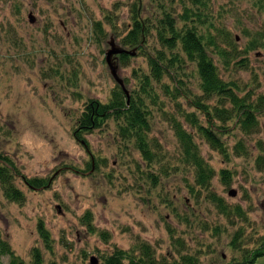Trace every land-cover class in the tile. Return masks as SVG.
Listing matches in <instances>:
<instances>
[{
  "label": "rangeland",
  "instance_id": "obj_1",
  "mask_svg": "<svg viewBox=\"0 0 264 264\" xmlns=\"http://www.w3.org/2000/svg\"><path fill=\"white\" fill-rule=\"evenodd\" d=\"M185 8L201 13L203 23H194L200 34L236 56L226 67L207 48L221 79L260 105L256 125L243 131L216 119L226 153L214 149L186 119L193 113L207 125L184 97L202 95L195 64L184 61L175 81L165 75L161 85L153 84L156 104L143 97L152 162L134 139L122 136L114 117L79 133L77 121L90 101L107 103L119 87L106 63L110 41L135 51L125 64L119 55L113 62L128 96L140 95L147 55L160 49L157 30L166 17L182 27ZM134 15L148 29L142 49L121 42ZM263 44L264 0H209L199 9L190 0H0V155L15 165L13 183L24 196L10 201L0 183V241L24 264L32 263L34 249L42 264H105L116 250L137 252L141 244L157 258L190 255L200 264H235L241 249L258 246L264 235ZM203 102L221 107L217 97ZM173 121L191 134L214 171L206 188L181 161ZM221 170L229 172L227 183ZM20 175L49 185L32 189ZM212 196L222 199L225 212ZM237 233L242 238L232 247ZM8 261L0 254V264Z\"/></svg>",
  "mask_w": 264,
  "mask_h": 264
},
{
  "label": "trees",
  "instance_id": "obj_2",
  "mask_svg": "<svg viewBox=\"0 0 264 264\" xmlns=\"http://www.w3.org/2000/svg\"><path fill=\"white\" fill-rule=\"evenodd\" d=\"M209 0H190L191 5L195 8L206 7ZM201 13L194 12L193 9L185 8L184 14L180 19L183 22L182 27L178 28L175 22L166 17L161 27L157 30V39L160 49H156L153 54H148L149 74L143 75L140 79V95H130L127 99L120 87H116L111 92L110 100L107 103L90 101L82 112L77 121V131L83 133L95 127H98L102 120L114 117L117 121H121L120 131L122 136L134 139L137 149L141 152L144 160L152 162L153 153L149 149L147 134L149 132V111L145 99L151 104L157 103V94L154 85H161L163 76L168 75L175 81V70L179 69L184 61L195 64L196 73L199 77V91L202 95L192 98L184 96L190 101V105L199 113L206 116L207 125L198 123L196 116L187 114L186 119L195 125V128L204 137L214 149H218L223 154L225 150L221 145L216 133L217 126L214 121L217 119L221 122H232V127H238L240 130L249 131L256 125L255 113L260 109L259 106H253L250 96H240V88L233 81L222 80L219 71L212 60L207 48H214L215 53L221 57L226 67L231 65L232 58H235L230 51L220 48L215 42H212L210 35L200 34L194 23H203L201 21ZM191 24V25H189ZM131 29L122 39V45L132 49H142L145 44L146 33L148 29L146 25L135 15L132 17ZM264 49V44L262 45ZM236 52V51H235ZM128 54L119 55L122 64L128 60ZM180 80H177V85ZM176 85V87H177ZM163 89L170 93L168 86L163 85ZM176 92L178 90H175ZM217 97L221 107L209 108L204 104L203 100ZM226 102L229 108L222 104ZM264 106V104H263ZM257 110V111H256ZM173 129L175 136L180 144V154L182 163L190 166L194 170L195 183L200 188H206L214 176L213 169L206 163L200 154L197 145L194 143L191 134L186 131L177 121H173ZM76 131V132H77ZM239 147H236V150ZM240 149H243L242 147ZM17 174L14 164L7 158L0 155V183L7 199L13 202H21L24 198L21 191L18 190L13 183L11 172ZM19 173V172H18ZM221 179L224 183L229 181V172L221 170ZM21 176V175H20ZM22 180L32 189L40 190L49 185L48 180L42 178H26L21 176ZM222 212L226 211V205L222 199L212 196ZM39 232L45 237V231L39 226ZM241 233H237L231 242L232 247H237L240 243ZM242 238V237H241ZM240 249V247H238ZM242 255L235 264H257L264 257V235L261 237L260 244L252 249L243 248ZM0 254L8 255L7 264H24L23 261L16 256L5 242L0 241ZM200 264L194 256L181 255L177 260H168L165 258H157L147 244H141L137 252H125L116 250L111 256L105 258V264ZM42 264L41 255L38 250L32 252V263Z\"/></svg>",
  "mask_w": 264,
  "mask_h": 264
},
{
  "label": "water",
  "instance_id": "obj_3",
  "mask_svg": "<svg viewBox=\"0 0 264 264\" xmlns=\"http://www.w3.org/2000/svg\"><path fill=\"white\" fill-rule=\"evenodd\" d=\"M29 17L32 18L31 16ZM109 44L111 48L106 52V63L109 67L112 77L115 79V81L117 82V84L119 85V87L121 88V90L124 92L125 96L128 99L129 97L128 92L123 85V81L119 78L117 74L118 66L113 62V56L121 55V54L134 55L135 51H127L119 46H116L113 40H111ZM230 194L235 195L234 192H231Z\"/></svg>",
  "mask_w": 264,
  "mask_h": 264
}]
</instances>
